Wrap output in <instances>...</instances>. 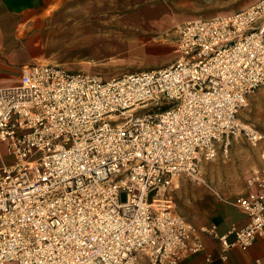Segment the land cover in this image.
<instances>
[{
  "label": "built area",
  "instance_id": "built-area-1",
  "mask_svg": "<svg viewBox=\"0 0 264 264\" xmlns=\"http://www.w3.org/2000/svg\"><path fill=\"white\" fill-rule=\"evenodd\" d=\"M177 33L166 67L104 77L33 63L0 87V264H179L204 250L202 234L229 260L264 240V169L232 200L249 217L234 241L170 196L235 136L264 143L239 117L264 86V0Z\"/></svg>",
  "mask_w": 264,
  "mask_h": 264
},
{
  "label": "rangeland",
  "instance_id": "rangeland-1",
  "mask_svg": "<svg viewBox=\"0 0 264 264\" xmlns=\"http://www.w3.org/2000/svg\"><path fill=\"white\" fill-rule=\"evenodd\" d=\"M256 1L82 0L76 11L65 8L64 21L52 24L56 26L49 46L54 58L87 66L85 71L104 77L166 67L179 56V25L196 17L237 11ZM239 117L264 132V86L250 96ZM263 152L264 143L253 145L244 136H235L228 157L220 151L214 160L202 162L204 181L181 176L176 193L179 209L197 210L205 196L236 199L252 171L262 164Z\"/></svg>",
  "mask_w": 264,
  "mask_h": 264
},
{
  "label": "crops",
  "instance_id": "crops-1",
  "mask_svg": "<svg viewBox=\"0 0 264 264\" xmlns=\"http://www.w3.org/2000/svg\"><path fill=\"white\" fill-rule=\"evenodd\" d=\"M80 6L82 0H0V87L20 82L22 67L28 64L55 63L72 66L75 70L88 69L64 58H54L49 46L50 32L56 26L52 24L65 20L66 7L75 10ZM263 169L264 160L254 170ZM180 179L181 176L175 179L173 191L170 192L177 210L198 229L216 225L219 235L227 234L229 240L234 241V230L243 228L249 222L247 214L234 205L232 199L221 197L215 200L209 196L199 201L197 210H180L176 198L177 190L181 187ZM249 191L246 185L237 197ZM201 240L204 250L179 264H251L254 259L264 257V240L261 238L248 251L234 247L229 260L222 257L219 240L209 234H202Z\"/></svg>",
  "mask_w": 264,
  "mask_h": 264
},
{
  "label": "bare ground",
  "instance_id": "bare-ground-1",
  "mask_svg": "<svg viewBox=\"0 0 264 264\" xmlns=\"http://www.w3.org/2000/svg\"><path fill=\"white\" fill-rule=\"evenodd\" d=\"M30 43V42H29ZM30 45V44H29ZM27 46V45H26ZM28 50V49H27ZM41 58V57H40ZM66 67V66H65ZM198 179L200 180V181H204V178H202V176H200V174H199V176H198Z\"/></svg>",
  "mask_w": 264,
  "mask_h": 264
}]
</instances>
